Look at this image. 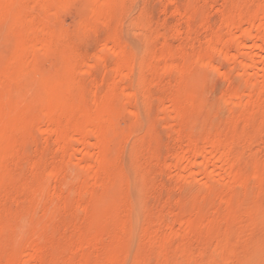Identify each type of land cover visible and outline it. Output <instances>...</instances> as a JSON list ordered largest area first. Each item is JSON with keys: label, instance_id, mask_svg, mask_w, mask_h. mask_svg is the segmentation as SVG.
<instances>
[{"label": "rangeland", "instance_id": "rangeland-1", "mask_svg": "<svg viewBox=\"0 0 264 264\" xmlns=\"http://www.w3.org/2000/svg\"><path fill=\"white\" fill-rule=\"evenodd\" d=\"M263 59L264 0H0V264H264Z\"/></svg>", "mask_w": 264, "mask_h": 264}, {"label": "bare ground", "instance_id": "bare-ground-1", "mask_svg": "<svg viewBox=\"0 0 264 264\" xmlns=\"http://www.w3.org/2000/svg\"><path fill=\"white\" fill-rule=\"evenodd\" d=\"M102 1V0H101ZM35 3V2H34ZM43 3H45V2H43ZM92 3V2H91ZM42 4V3H41ZM41 4H40V6H41ZM43 5V4H42ZM64 5H65V3H64ZM91 6V5H90ZM43 6H41L40 7V9L41 10H43V8H42ZM57 9V8H56ZM101 10V9H100ZM41 12V11H40ZM43 12V11H42ZM97 12V11H96ZM96 12H94V13H96ZM59 13V12H58ZM99 13V12H98ZM41 14V13H40ZM34 16V15H33ZM45 16V15H44ZM47 16V15H46ZM96 17H95V19H98V17L100 16H98L97 14L95 15ZM32 18V17H31ZM92 18H93V16H92ZM103 18V17H102ZM30 19V18H29ZM47 19H48V17H47ZM28 20V19H27ZM26 20V21H27ZM33 21V20H32ZM32 21L30 22L29 21V23L31 24L32 23ZM95 22V21H94ZM99 22V21H98ZM25 23V22H24ZM26 24V23H25ZM27 24H28V22H27ZM45 24H47L46 22H45ZM255 24V23H254ZM44 26V25H43ZM251 26H252V24H251ZM88 27V26H87ZM93 27V26H92ZM41 28V27H40ZM262 30H263V26L259 23V24H256L255 25V28H253L252 30H250L249 32H243V34L239 37V38H237L236 40H235V43H237L238 44V46H242L243 47V45L247 42V41H251L252 43H253V45L252 46H250L251 47V49H253V50H258L259 49V47H258V45H257V42H258V39H259V36H260V34L262 33ZM233 41L232 42H234V39H232ZM231 42V43H232ZM251 43V44H252ZM250 49V48H249ZM250 49V50H251ZM261 49V48H260ZM104 51V50H103ZM248 52H249V50H248ZM40 54V53H39ZM251 54V55H250ZM250 54L248 55V54H245L244 56L246 57V59L245 60H247L248 61V63L246 64V67L248 68V67H254V66H256L257 64H258V62L259 61H261L262 62V58L258 61L256 58H257V55H255V54H252L251 53V51H250ZM247 55V56H246ZM31 56V55H30ZM221 58V57H220ZM227 61V60H226ZM263 61H264V59H263ZM96 62V61H95ZM97 63V62H96ZM260 63V62H259ZM95 64V63H94ZM26 65V64H25ZM29 65V64H28ZM97 65V64H96ZM262 65V64H261ZM96 68H97V66H96ZM95 68V69H96ZM130 69V68H129ZM168 71V70H167ZM251 78V77H250ZM255 78H256V76H255ZM259 79V78H258ZM254 82V81H253ZM261 82V81H260ZM259 83V82H258ZM262 83V82H261ZM257 85V84H256ZM255 85V86H256ZM252 87H250V89H251ZM253 89V88H252ZM246 100L248 99V98H245ZM52 106V105H51ZM52 109L50 108V104H49V100H48V98L47 97H42V102H41V119H40V122L41 123H48V122H50V120H49V113H50V111H51ZM40 113V112H39ZM177 119V118H176ZM102 123V122H101ZM43 126V125H42ZM101 127V126H100ZM106 128V127H105ZM104 128V129H105ZM99 129V128H98ZM77 130V129H76ZM81 130V129H80ZM97 127H96V129L95 128H89L85 133H78V132H73L72 133V135H70V137L68 138V139H65V140H63V144H65V145H67V146H74V145H83V143H84V140H85V138H87V137H90L91 135H93V139H94V141H95V144H94V146L93 147H95L96 148V150L97 151H99L100 150V144H101V139L99 138V136L97 135ZM82 131V130H81ZM97 133H96V132ZM105 131H107V130H105ZM55 132V131H54ZM87 134H91V135H87ZM61 135V134H60ZM87 136V137H86ZM108 136V135H107ZM58 137H59V135H58ZM92 137V136H91ZM90 137V138H91ZM101 137V136H100ZM61 138V137H60ZM64 138V137H63ZM56 139V138H55ZM105 139V138H104ZM85 144V143H84ZM62 147V146H61ZM64 148V147H63ZM83 149H84V147H82ZM95 148H94V150H95ZM99 149V150H98ZM71 150H72V148H71ZM101 152V151H100ZM100 154V153H99ZM203 160H205V161H207L208 159L207 158H205V159H203ZM215 162L216 163H218V165H220V167L222 168V169H225L226 168V166H225V163H224V159L220 156L219 158H217V159H215ZM102 164L103 163H101L100 162V160H98L97 161V165H98V167H101L102 166ZM75 165V164H74ZM73 166V165H72ZM89 170V169H88ZM205 170V169H204ZM92 172V171H91ZM222 173V172H221ZM204 174V173H203ZM205 176V175H204ZM88 177V176H87ZM88 185V184H87ZM86 185V186H87ZM89 185H90V183H89ZM88 188V187H87ZM85 189H86V187H85ZM33 251V252H32ZM38 252V251H37ZM34 256H35V253H34V249L33 250H31L30 252H29V254H28V260H32L33 258H34ZM28 260H26V262L28 261ZM31 262V261H30Z\"/></svg>", "mask_w": 264, "mask_h": 264}]
</instances>
